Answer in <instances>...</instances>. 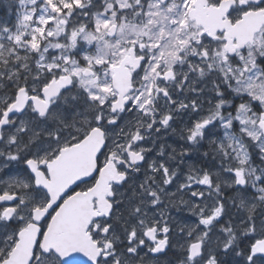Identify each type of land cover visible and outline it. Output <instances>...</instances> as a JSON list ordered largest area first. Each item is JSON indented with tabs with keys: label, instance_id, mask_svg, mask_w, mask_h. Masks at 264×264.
I'll return each instance as SVG.
<instances>
[{
	"label": "snow or ice",
	"instance_id": "obj_1",
	"mask_svg": "<svg viewBox=\"0 0 264 264\" xmlns=\"http://www.w3.org/2000/svg\"><path fill=\"white\" fill-rule=\"evenodd\" d=\"M13 3L0 264H160L170 251L264 264V0ZM178 124L166 154L154 136ZM94 139V170L61 185L65 158ZM79 196L85 214L66 227Z\"/></svg>",
	"mask_w": 264,
	"mask_h": 264
},
{
	"label": "water",
	"instance_id": "obj_2",
	"mask_svg": "<svg viewBox=\"0 0 264 264\" xmlns=\"http://www.w3.org/2000/svg\"><path fill=\"white\" fill-rule=\"evenodd\" d=\"M68 162L69 161H67V163ZM67 165L69 167V171L68 172H69L70 177H78L79 164L76 163V162L75 163L72 162V163H69ZM85 165L88 166V163H85ZM76 202L77 203L72 204L71 207H70V215L68 217V222H67L66 227H68L70 225V221L71 220L74 221L73 224L78 223L80 221V219L82 218V216L85 214L84 210H82L81 208L80 209H74V206L75 205H78L81 202V200L77 197L76 198ZM71 214L73 215V217H72ZM79 257L81 259H83V260H86L87 259L86 257H83L82 254H79Z\"/></svg>",
	"mask_w": 264,
	"mask_h": 264
},
{
	"label": "rangeland",
	"instance_id": "obj_3",
	"mask_svg": "<svg viewBox=\"0 0 264 264\" xmlns=\"http://www.w3.org/2000/svg\"><path fill=\"white\" fill-rule=\"evenodd\" d=\"M6 23L9 24V22H6ZM9 26H11V25L9 24ZM245 210H246V209H245ZM234 219H235V220H238V215H237V216H234ZM223 260H224V259H223ZM223 260H222V261H223ZM230 260H231V258L229 259V261H230ZM229 261H228V262H229ZM228 262H224V263H222V264H228ZM232 264H233V262H232Z\"/></svg>",
	"mask_w": 264,
	"mask_h": 264
}]
</instances>
